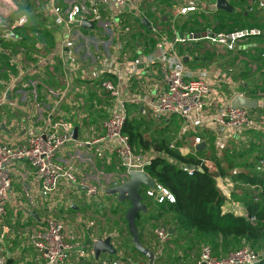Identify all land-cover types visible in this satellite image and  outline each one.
Returning <instances> with one entry per match:
<instances>
[{
  "label": "crops",
  "instance_id": "0c3cea01",
  "mask_svg": "<svg viewBox=\"0 0 264 264\" xmlns=\"http://www.w3.org/2000/svg\"><path fill=\"white\" fill-rule=\"evenodd\" d=\"M194 1L200 5L199 11L191 12L185 16L196 18L198 22L197 28L189 24L185 26L184 30H181V24H178L176 27L175 23L179 20V17L185 16H178L175 19V23H173L172 19H169L171 12L167 16L165 12L157 11L158 9H162L164 5L176 6V2L173 0L153 1L154 5L160 4L159 8H152L153 2L142 4L140 6V18L126 15V23H122V26L125 24L126 31L130 34L129 38H135V42L130 43L131 47L129 49L127 48L128 45L124 44V51L122 53L128 55L130 50L129 56L133 58L140 53L147 54L153 51L157 43H155L156 36L152 35V30L156 27L159 31L177 28L175 29L177 33L183 31L182 34L179 32V35H189L187 31L189 32L191 27L194 30L199 29L200 34L206 30H212L216 33L227 32L217 29L219 19L220 21L223 19L227 21V16L224 13L234 14L239 11L238 8L235 9L232 5H230L232 7L231 12L220 11L217 8L212 12L207 9L203 11L201 9L205 5L204 1L211 5L216 4V1ZM66 2L67 0H0V22L8 24L11 28V39L7 42L0 39V102L4 99V103L0 105V144L22 145L28 135L36 134L44 127L58 123H68L73 129L76 128V141L78 142L83 139L84 135L96 137L102 134V123L108 117L111 107L110 97L99 89V84L96 81L74 80L72 86L77 88V91H72V89L65 90V78L59 59L56 56L61 31L53 23L51 8L55 4L65 11L67 9ZM245 3L244 10L251 18L249 24H254L252 28L260 29L262 32L264 12L258 10V5L254 4L253 0H246ZM156 12L162 13L159 18L156 17ZM220 12H224L223 15ZM104 17L105 15L102 12H100V17L91 13L90 17H85V21L93 22L94 28L89 30L80 27L77 30L96 45L100 40L97 39L94 32L98 30L99 24H102ZM22 19L25 21V24L17 27L16 23ZM183 19H180L179 23ZM142 20H146L150 27L148 28L142 23L143 27H139L137 21L141 22ZM202 21L206 22V24H202ZM227 22L230 26H234L232 22ZM242 22L244 21L242 20ZM134 24L137 26L135 29L133 28ZM137 29L142 30V35L150 37L147 38L146 43L140 42V35H135ZM243 29H236V31ZM2 30L3 28L0 27V37ZM171 30L169 34L170 38H172ZM101 41L107 42V40ZM250 42V45L246 44L242 47L243 53L239 52L243 44L238 45L236 51L239 53H237L223 51L207 42L201 41L177 45V52L181 56L184 66L189 71L203 70L206 67H210L209 69L216 67L218 69L217 65L222 67L219 69L226 71L232 68L230 63L240 64L245 62L244 58L241 57L245 55V51L252 53L254 52V48L262 46V43L260 44L256 40ZM78 56L81 59L86 57V54H81L80 47H78ZM120 56L118 55L117 57L120 58ZM246 60L248 61V59ZM208 62H210V66H207ZM228 66L229 68H227ZM231 72L232 70L228 72L227 77L235 78L234 69L232 74H230ZM244 72L245 70H242V73ZM12 78L17 80L14 82L15 85H13ZM209 78L212 77L210 76ZM213 79L215 78H212L211 81L214 83ZM262 80H264V76H262ZM27 82H36L35 89L33 87L25 88ZM217 82L218 88L227 90L228 96L237 92L234 90L236 80L228 87L221 86L222 80L218 79ZM214 84V87H217L216 83ZM157 86L163 88L160 76L153 68L147 69L142 77L134 78L131 82L132 92L141 97L153 95ZM47 89L54 90L58 94V97L50 98L47 94ZM64 91L66 95L63 96L61 93ZM33 93H35V98ZM40 104L47 106V109L38 110L37 105ZM126 114L127 118L128 116L130 118L135 117L144 122L145 127L146 123L150 122V120L156 126H164L165 122H168L170 119H152L147 114L146 109L140 104H128ZM211 135V132H199V136L206 137V140H208V137L211 138L208 145L213 144V135ZM187 144L183 148H180L183 155H187L190 152ZM169 146L173 147L172 144ZM94 152L95 150L92 146H80L77 142H68L55 156L59 163L64 164L66 168L73 171L79 181L96 184L100 187L101 192L91 199L86 197L84 190H79L63 181L54 194L47 200H44L39 193V183L35 179L31 166L27 162H15L12 164V181L6 204V215L2 222H0L1 252L6 258L7 264H41L35 252L28 244V234L37 226H41L47 217H53L64 223L67 232L71 234V239L74 237V242L79 243L83 246V249L87 250L92 249L93 242L98 239L107 238L109 236L106 235L107 233L111 232L114 228H118V234L121 236L120 239L113 238L111 235V237L109 236L111 244L117 251L116 255L131 256L138 260L145 259L132 252L133 245L130 240V234L128 238L127 235L125 237V231H128V229L127 225L126 228L122 226L124 223L120 219V216L122 211L125 214L129 204L127 202L120 203L117 201L116 196L105 194L106 190L123 183L127 175L118 166L113 156L106 155L103 158H99L94 156ZM228 180L234 183L232 177L223 176L216 179V186L225 197L222 212L231 213L235 217H246L247 211L245 206L242 202L236 200L239 193L234 195L237 197H233L232 195L235 187L233 186L232 190L231 188H226ZM146 189L147 187L142 186V193ZM76 191H78L80 196L76 194ZM88 200H91L92 203L88 204ZM94 204L96 212H99L98 219L100 218L103 221L100 224L103 230L101 235L97 234V230L94 229ZM109 204H113V209L112 206H107ZM57 206L61 208L57 210ZM66 208H69L71 212L67 213ZM105 209L107 212L102 213L101 210ZM113 210L116 211V215L112 213ZM144 214L141 213L140 220L147 222L150 218ZM71 221H74V224L67 226V223L70 224ZM86 225L90 226V228L86 229ZM71 230H73V234ZM138 230L140 231L139 228ZM75 231L77 234H75ZM170 240L167 242L165 248L166 253H171V250L176 249V246ZM142 243L144 247L151 251L154 250V239L152 242L151 236L147 233H142ZM110 256L105 253L101 254L99 258L108 259ZM73 261L77 262V264L82 263L76 260ZM84 264L91 263L84 262ZM94 264L96 263L94 262Z\"/></svg>",
  "mask_w": 264,
  "mask_h": 264
},
{
  "label": "built area",
  "instance_id": "2783aa9c",
  "mask_svg": "<svg viewBox=\"0 0 264 264\" xmlns=\"http://www.w3.org/2000/svg\"><path fill=\"white\" fill-rule=\"evenodd\" d=\"M152 1L154 0H67L65 11L55 4L51 8L53 23L61 31L56 56L65 78V90L77 91V88L72 86L74 80L96 81L99 89L110 97L111 107L108 117L102 123V134L99 136L84 135L83 139L78 142L77 139H73L74 129L71 125L58 123L44 127L36 134L28 135L22 145L0 144V222L6 215V204L12 181L11 166L15 162H27L31 166L35 179L39 183V193L44 200L51 197L63 181L79 190H84L88 199L96 197L101 192L99 186L79 181L71 169L56 160V153L68 142L94 147V156L99 158L106 155L113 156L126 175L130 172H145L152 156L142 151L136 152L123 131L128 104L142 105L147 114L155 120H166L171 116L178 117L182 122L180 134L192 131L211 132L219 150L229 139L244 140L243 133L246 131L264 130V114L255 117L256 115L252 116L245 108L231 107L230 102L233 97L246 96L237 92L231 96H224L221 89H214L215 84L211 79L226 81L230 69L223 71V74L217 73L216 76L212 73V78H209V73L204 70H187L177 52V45L193 41L207 42L217 49L235 52L238 45L259 37L262 33L260 29L251 28L220 33L206 30L198 35L192 33L179 35L173 28L172 38L169 39L166 34L154 28L152 32L157 42L155 49L147 54L140 53L134 58H128L122 53L124 43L108 40L107 42L98 41L94 45V42L77 30L81 27V22L85 21V17H90L91 13L100 17V12H102L105 15L102 22L103 29L108 34L121 33V18L126 15L140 18V6ZM173 1L176 2L177 7L172 18L173 23L178 16L199 11L200 5L194 0ZM203 3L205 5L201 10L215 11L216 4L211 5L205 1ZM253 3H256L258 8L264 12V0H253ZM24 24L23 19L16 23L17 27ZM0 27L3 28L0 39L5 42L9 41L11 39L10 26L1 21ZM84 45L86 57L81 59L78 56V47L81 52V47ZM116 55L121 56L119 58ZM149 68H153L159 74L163 88L157 86L153 95L141 97L132 92L131 82L134 78L142 77ZM216 70L221 71L219 68ZM11 80L15 85L14 82L17 80L14 78ZM35 86L36 82H27L25 88L35 89ZM216 86L218 87L217 84ZM47 94L50 98L58 97V94L51 89H47ZM61 94L64 96L66 92ZM33 95L35 98V93ZM3 103L4 99L0 105ZM257 104V108L264 110V96L257 101ZM37 108L41 111V109H47V106L40 104ZM194 144L200 145L201 140L195 137ZM203 163L210 171H215L212 163L208 161ZM257 170L264 172L263 160L258 162ZM183 171L188 174L192 172L186 167H183ZM231 186L232 183L227 182L226 188H231ZM142 195L157 204L175 202L174 196L156 182L154 188H147ZM254 200L257 201L256 198ZM249 221L254 222L255 219L250 217ZM89 228L90 226L86 225V229ZM70 235L64 223L53 217H47L41 226L30 231L28 244L41 264H73V260L91 264L94 262L96 264H156V259L164 255L169 236L164 228L154 230L155 245L152 250L154 259L150 263L147 259L138 260L131 256L121 255L108 259H96L92 249L88 250L90 259H85L87 256L83 253V246L75 243V238L71 239ZM261 259H264V253L260 255L248 246L231 251L225 256H217L209 246H204L194 264H256ZM0 264H7L1 252V238Z\"/></svg>",
  "mask_w": 264,
  "mask_h": 264
},
{
  "label": "trees",
  "instance_id": "16d2710c",
  "mask_svg": "<svg viewBox=\"0 0 264 264\" xmlns=\"http://www.w3.org/2000/svg\"><path fill=\"white\" fill-rule=\"evenodd\" d=\"M228 2L239 10L234 14L223 12L227 16V21L232 22L234 26H230L224 19L222 21L219 19L217 29L227 32L245 27L251 29L254 24H249L251 18L244 10L246 0H228ZM178 24H181V30H184L185 26L189 24L192 27H198L197 19L194 17H187L180 23L178 21L175 26L177 27ZM137 25L143 27L140 21H137ZM192 27L189 32L187 31V34L198 35L201 33L199 29L194 30ZM263 31L264 25L261 35L252 39L262 43L261 47L254 48V52L258 54L257 58L251 56L249 51L244 52L248 59L261 64L256 70L257 75L259 74L258 78L256 75L251 76L249 72L245 71L240 76H248L244 79H248L251 85L245 84L242 80L237 81L234 86L237 93L256 101L264 96V80H262V76H264ZM179 32L180 34L183 33V31ZM252 40L250 39V41ZM250 41L241 45L240 53H243L242 47L244 45L251 44ZM256 113L264 114V110L258 107L250 111L252 116ZM144 124L137 118L128 116L123 131L136 152L142 151L152 156L150 165L145 168V173L158 185L167 189L175 198L173 204L167 202L157 204L144 198L147 210L144 215L156 222L163 220L167 227L164 229L169 234L168 241L171 239L170 242L172 241L176 247L179 243L183 244L182 250L183 247L190 250L193 242L196 245L209 246L215 255H219V253L228 254L246 244L256 253L263 254L264 172L257 170V167L260 160L264 161V147L261 150V144L258 142L259 137H264V130L246 131L243 133V137L247 133H253L256 134L257 138L253 136L250 139L244 137V140L229 139L219 150L212 135L213 144L208 145L211 138L208 137L206 140V137L199 136L198 131L179 134L181 120L176 116H171L164 126H156L151 120L146 123V127ZM149 129H151L150 134H148ZM195 137L202 141L200 145L194 144ZM186 143H188L190 152L183 155L180 148L186 146ZM170 144L173 147L170 148ZM258 146L259 149H256ZM196 147L200 149H196ZM204 161L212 163L215 171H210L204 165ZM183 167H196V169H192L191 174H188V172L183 171ZM223 176L232 177L234 183L232 182L231 190L233 186L235 187L232 195L237 197L234 195L239 193L236 200L245 206L246 217H235L222 212L225 197L217 188L216 179ZM228 182L230 181L228 180ZM252 187L255 188L252 189ZM255 198L257 201L254 200ZM112 213L116 214V211L113 210ZM140 216L141 213L136 216L137 229L139 228ZM250 217H253L255 221L250 222ZM124 224H126L125 220ZM138 232L140 242L143 245L142 233L139 230ZM132 252L140 256L133 247ZM113 257L110 256V258ZM162 261L163 256L156 259V264ZM256 264H264V259Z\"/></svg>",
  "mask_w": 264,
  "mask_h": 264
},
{
  "label": "rangeland",
  "instance_id": "374dc122",
  "mask_svg": "<svg viewBox=\"0 0 264 264\" xmlns=\"http://www.w3.org/2000/svg\"><path fill=\"white\" fill-rule=\"evenodd\" d=\"M153 5L151 6L152 8H159L160 7V4L159 5H154V2L152 3ZM170 5V4H169ZM150 9V8H149ZM176 9H177V7L176 6H166V5H164L163 6V8L162 9H158L157 11H162L163 13L165 12V14L167 15V16H169V12H171V16H170V18L169 19H172L173 18V16H172V13H175V11H176ZM258 9V8H257ZM170 10H172V11H170ZM258 10H260V9H258ZM261 11V10H260ZM262 12V11H261ZM221 13V15H223V12H220ZM162 13H159V12H156V17L157 18H159L160 17V15H161ZM188 16H185V17H180V18H187ZM180 18H179V20H180ZM125 20H126V16H123L122 18H121V21L120 22H122V23H126L125 22ZM178 20V21H179ZM171 21V20H170ZM177 21V22H178ZM176 22V23H177ZM208 22H210V20H208ZM202 24H206V22H203L202 21ZM156 25H158V24H156ZM122 26V25H121ZM158 26H160V25H158ZM99 28H98V30H96L94 33H95V35H96V37H97V39L98 40H112V42H121V43H124V44H126V45H128V49L131 47L130 46V43H132V42H135V38H129L130 37V34L129 33H127V31H126V26H125V24H124V26H122L121 27V33L120 32H118L117 34H116V32H111L110 34H108V32H106L104 29H103V27H102V24H99V26H98ZM137 26L134 24L133 25V28L135 29ZM157 27H156V31H157ZM175 29H177V28H175ZM170 30L171 29H165V30H163V31H161V33L162 34H166L167 36H168V38L169 39H171L170 38ZM177 31V30H176ZM235 31V30H234ZM141 32V33H140ZM98 33V34H97ZM140 33V34H139ZM127 34H129V35H127ZM132 34V33H131ZM135 35H140V37H139V40H140V42H143V43H146V40H147V38H150L149 36H146V35H142V30H139V29H137V33L135 34ZM153 35V34H152ZM256 42H259V40H256ZM155 43H157L156 41H155ZM246 43V42H245ZM157 45V44H156ZM113 46H114V44H113ZM81 52H82V54H85L86 53V48H85V45L83 46V47H81ZM130 50H129V52H128V57L129 58H132V57H130L129 56V54H130ZM250 55L251 56H253L254 58H257V56H258V54H257V52H252V53H250ZM242 58H244V61L246 62H244V63H240V64H233V63H230V65H232L231 67L232 68H230V70H232V72L230 73V74H232L233 73V69H234V75L236 76L235 78H230V77H226V79L228 80V81H222L223 83L221 84V86L222 87H228V86H230L231 84H233V82H235V80L236 81H238V82H240V81H244V83L245 84H249V85H251V82L248 80V79H244V78H246V77H248V76H244V77H242V76H240L241 74H242V70H245L246 72H249V74L252 76V75H256V77L258 78V76H259V74L257 75V72H256V70H257V68L261 65L260 63H257V62H255V61H253L252 59H248L245 55L244 56H241ZM134 58V57H133ZM248 59V61L246 60V59ZM212 61V60H211ZM210 61V62H211ZM243 61V60H242ZM210 62H208V64H207V66H210L209 65V63ZM218 66V68H220L221 66L220 65H217ZM210 68V67H209ZM208 67H206V68H204L203 70L206 72V73H209V75L211 76L212 75V73H214V76H216L215 74H217V73H220V74H223V69L221 70V71H218V70H215L216 69V67H214V69L212 68V69H209ZM222 68V67H221ZM224 68V67H223ZM227 68H229V66L227 67ZM238 70V72H236ZM213 81H214V83H218L217 82V80L216 79H213ZM214 89H217L218 90V87H214ZM229 89V88H228ZM235 90V89H234ZM221 91H222V93L224 94V96H226V95H228L227 93V90H225V89H221ZM256 116L255 117H260V115H262V114H259V113H256L255 114ZM151 133V129H149V132H148V134H150ZM253 136H255L256 138H257V136H256V134H253V133H247L244 137L245 138H247V139H250L251 137H253ZM258 142H260V144H261V146H260V148H261V150L263 149V147H264V137L262 138V137H259L258 138ZM248 141V140H247ZM256 149H259V146L258 147H256ZM92 185H96V184H92ZM98 186V185H97ZM77 193L76 194H78V191H76ZM78 196H80V194H78ZM91 204L92 203V201L91 200H88V204ZM113 204H109V205H107L108 207H111ZM61 207H59V206H57V210L58 209H60ZM112 209H113V206H112ZM66 211H67V213H70L71 211L69 210V208H66L65 209ZM101 212L103 213V212H107V210L105 209V210H101ZM98 214H99V212H96V206H95V204H94V229L95 230H97V234H99V235H101L102 234V232H103V230H102V228H101V226H100V224L101 223H103V221L102 220H100V218L98 219ZM114 215H116V214H114ZM103 216V215H102ZM121 218V220H123V223H124V214H123V211L121 212V216H120ZM74 224V221H71V223L69 224V223H67V226H70V225H73ZM138 225H139V229H140V231H141V233H147L148 235H150L151 236V241L153 242V239H154V243H155V237H154V235H153V232H154V230L156 229V228H166L167 229V227H166V224L164 223V221L163 220H160V221H155V220H151V219H148V221L147 222H145L144 220H140L139 222H138ZM99 226H100V228H99ZM122 226H124L125 228H126V224H122ZM123 227V228H124ZM124 231H125V229H123ZM127 230V229H126ZM72 231V232H71ZM70 232L73 234V230H71ZM118 232H119V230H118V228H114L111 232H109V233H107L106 235H111L113 238H118V239H120L121 238V236H119V234H118ZM75 234H77V232L75 231ZM126 235H127V238L129 237V233H128V231H125V237H126ZM108 236V237H109ZM110 236V237H111ZM72 239H74V237L72 238ZM181 246H183V244H181V243H179V245L176 247V249L175 250H171V253H166V252H164V260L161 262L162 264H169V263H172V264H192L194 261H195V259H196V257L200 254V252H201V249L204 247V246H206V245H196V244H194L193 242H192V246H191V249L190 250H186V249H184V247H183V250H182V248H181ZM243 246H248V245H246V244H243L241 247H243ZM240 247V248H241ZM240 248H238V249H240ZM83 250V253L87 256L85 259H90V257H89V255H88V250L87 249H82ZM183 251V252H182ZM226 254H222V253H219V255H217V256H225ZM84 259V260H85ZM73 262V264L75 263L74 261H72ZM68 264H70V263H68ZM79 264H84V262H82V263H79Z\"/></svg>",
  "mask_w": 264,
  "mask_h": 264
},
{
  "label": "water",
  "instance_id": "95a60500",
  "mask_svg": "<svg viewBox=\"0 0 264 264\" xmlns=\"http://www.w3.org/2000/svg\"><path fill=\"white\" fill-rule=\"evenodd\" d=\"M216 8L220 11L231 12L232 7L227 2V0H215ZM142 24L150 27L146 20L141 21ZM80 26L83 29L92 30L94 28L93 22L82 21ZM264 35V31H263ZM231 107L233 108H245L249 111L257 108V101L252 100L242 96H235L231 99ZM73 139H77V129L73 130ZM203 146V144H202ZM196 149H200L196 147ZM188 169L194 170L196 167H191ZM199 171H201L199 169ZM145 186L148 189H152L155 186V181L151 179L145 172H130L127 174V178L119 186L108 189L105 191L106 195L116 196L118 202H127L129 204L128 208L124 214V220L127 225L128 232L130 234V240L133 245L134 250L143 258L147 259L150 263L153 262L154 253L144 247L139 238V232L136 227V216L140 213H146V206L144 204V197L142 195L141 187ZM92 251L94 252L95 258L98 259L101 254H108L111 256L116 255L117 251L111 244L110 237L105 239H98L92 244Z\"/></svg>",
  "mask_w": 264,
  "mask_h": 264
}]
</instances>
